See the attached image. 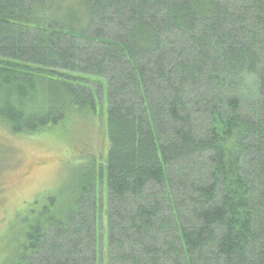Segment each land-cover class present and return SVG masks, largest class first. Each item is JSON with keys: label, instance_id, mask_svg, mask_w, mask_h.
Wrapping results in <instances>:
<instances>
[{"label": "trees", "instance_id": "1", "mask_svg": "<svg viewBox=\"0 0 264 264\" xmlns=\"http://www.w3.org/2000/svg\"><path fill=\"white\" fill-rule=\"evenodd\" d=\"M102 95L105 157L3 264H264V0H0L1 124L95 121Z\"/></svg>", "mask_w": 264, "mask_h": 264}, {"label": "rangeland", "instance_id": "2", "mask_svg": "<svg viewBox=\"0 0 264 264\" xmlns=\"http://www.w3.org/2000/svg\"><path fill=\"white\" fill-rule=\"evenodd\" d=\"M106 100V95L99 97L102 116L97 120L72 118L60 129L36 135H13L0 123V264L16 248L11 227L16 221L18 224L23 210L63 188L72 177L76 160L105 157L109 145L103 118ZM99 193L107 209L105 184ZM101 220L99 236L104 248L106 216Z\"/></svg>", "mask_w": 264, "mask_h": 264}]
</instances>
